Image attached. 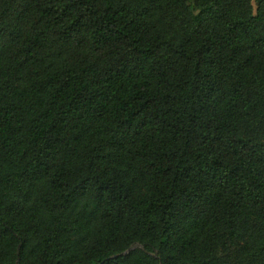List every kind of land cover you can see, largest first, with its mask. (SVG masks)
I'll return each instance as SVG.
<instances>
[{"label":"trees","instance_id":"16d2710c","mask_svg":"<svg viewBox=\"0 0 264 264\" xmlns=\"http://www.w3.org/2000/svg\"><path fill=\"white\" fill-rule=\"evenodd\" d=\"M0 264H264V0H0Z\"/></svg>","mask_w":264,"mask_h":264},{"label":"water","instance_id":"95a60500","mask_svg":"<svg viewBox=\"0 0 264 264\" xmlns=\"http://www.w3.org/2000/svg\"><path fill=\"white\" fill-rule=\"evenodd\" d=\"M129 251H130V250H129ZM129 251H128V252H129ZM124 254H125V253H123V254H121V255H124ZM121 255H119V256H121ZM117 257H118V256H115L114 258H117Z\"/></svg>","mask_w":264,"mask_h":264}]
</instances>
